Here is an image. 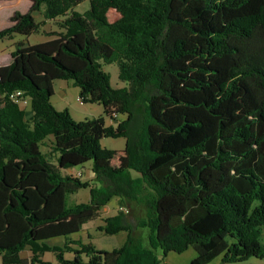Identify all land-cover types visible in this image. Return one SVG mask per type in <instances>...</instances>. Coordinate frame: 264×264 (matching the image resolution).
<instances>
[{"label":"trees","instance_id":"trees-1","mask_svg":"<svg viewBox=\"0 0 264 264\" xmlns=\"http://www.w3.org/2000/svg\"><path fill=\"white\" fill-rule=\"evenodd\" d=\"M28 1L0 41L38 33L46 21L58 31L18 41L0 66L1 264H48L46 252L59 264H159L158 251L190 247L188 264L264 258V0ZM85 1L87 10H74ZM108 64L125 86H111ZM56 80L72 81L104 116L77 122L57 110ZM14 91L29 98L28 118ZM48 137L54 162L41 151ZM103 138L124 139L122 166ZM88 162L89 181L64 174ZM82 189L89 200L68 204ZM113 197L118 211L97 230L125 232L120 247L69 238ZM58 237L63 246L47 243Z\"/></svg>","mask_w":264,"mask_h":264},{"label":"rangeland","instance_id":"rangeland-1","mask_svg":"<svg viewBox=\"0 0 264 264\" xmlns=\"http://www.w3.org/2000/svg\"><path fill=\"white\" fill-rule=\"evenodd\" d=\"M31 2L28 0H2L0 1V29L10 25L9 18L14 12L25 13L29 10ZM89 8L87 1L76 6L74 10L78 12H84ZM33 16L36 22H41L43 20L42 14L40 12H34ZM118 17V14L110 10L108 13V18L110 21H114ZM60 20V19H59ZM56 21H46L45 24L41 27L40 31L35 34H31L28 37L24 38L20 35H14L11 39H5L0 41V66L6 65L11 61L10 53L17 46L18 41H24L30 45L37 44L49 40L51 37L44 35L46 32L58 31ZM103 69L110 75V84L114 88H120L125 86V84L118 80V69L114 64L103 65ZM54 93L50 98L51 104L57 110L66 109L70 117L74 121H83L85 119H91L98 116H104L103 107L100 104L96 103H83L78 99V88L75 87L72 81L65 80H56L53 83ZM29 104L25 107L26 118L29 117ZM123 119V116H116L114 119H109L105 117L106 125H116V122ZM51 145L52 137H48L41 145V151L46 154L49 160L54 162L53 157L51 156ZM101 145L107 149H111L115 152V157L112 160V165L115 167H120L124 164V139L123 138H103L101 140ZM91 162L85 163L81 166H76L72 168L73 176H77L82 181L90 180L93 177V174L90 171ZM68 172H64L66 174ZM135 175V173H133ZM89 200V194L87 189H82L75 194H72L68 197V204H75L80 202H87ZM118 198L113 197L109 202L102 207L100 210L99 216L93 220H90L83 224L82 229L73 235H70L69 238L76 240L80 239L84 244H91L97 250L102 251H111L117 249L122 245L125 240L126 233L119 232L114 235H106L97 230L98 227L104 224L103 219L109 216H113L117 213L118 210ZM138 213L137 211H135ZM136 236L140 239L143 246H147V229L138 228L135 232ZM47 243L57 244L63 246L65 243L64 237H58L49 239ZM260 243L264 247V227L261 228ZM160 258L159 264H188L191 258L195 257L194 250L190 247L182 253L169 252L164 258H162L160 251H158ZM30 251L28 248L23 250L20 253L21 258H29ZM64 258L66 260H72L73 254L70 252L64 253ZM86 259L85 257H83ZM41 260L47 262L48 264H59L52 253L46 252L41 256ZM1 264V262H0ZM207 264H264V258H250L246 261L235 262V263H223L221 257L218 256Z\"/></svg>","mask_w":264,"mask_h":264},{"label":"built area","instance_id":"built-area-1","mask_svg":"<svg viewBox=\"0 0 264 264\" xmlns=\"http://www.w3.org/2000/svg\"><path fill=\"white\" fill-rule=\"evenodd\" d=\"M10 98L22 107H26L29 104V98L24 97L21 91H14L10 94Z\"/></svg>","mask_w":264,"mask_h":264},{"label":"crops","instance_id":"crops-1","mask_svg":"<svg viewBox=\"0 0 264 264\" xmlns=\"http://www.w3.org/2000/svg\"><path fill=\"white\" fill-rule=\"evenodd\" d=\"M105 124H106V121H105ZM107 125H108V124H107ZM109 125H111V124H109ZM112 126H115V124L112 125ZM72 171H73V170H71V169H70V170H66V172H68V174H72ZM118 208H119V206H118ZM117 211H118V210H117ZM114 215H115V214H114ZM193 258H194V257H193ZM193 258H191V260H192ZM191 260H190V261H191Z\"/></svg>","mask_w":264,"mask_h":264}]
</instances>
